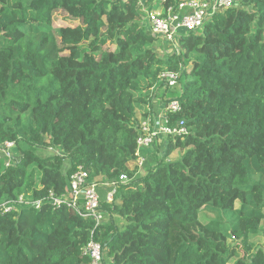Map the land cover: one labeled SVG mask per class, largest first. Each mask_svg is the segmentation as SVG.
I'll list each match as a JSON object with an SVG mask.
<instances>
[{
	"label": "trees",
	"instance_id": "trees-1",
	"mask_svg": "<svg viewBox=\"0 0 264 264\" xmlns=\"http://www.w3.org/2000/svg\"><path fill=\"white\" fill-rule=\"evenodd\" d=\"M138 3L0 0V148L17 146L10 164L0 151V264H90L91 240L105 264H264V0H240L167 56ZM58 11L74 25L55 27ZM166 72L180 73L169 118L187 134L135 177L138 119ZM79 167L118 183L113 203L100 192L99 226L49 199Z\"/></svg>",
	"mask_w": 264,
	"mask_h": 264
},
{
	"label": "built area",
	"instance_id": "built-area-1",
	"mask_svg": "<svg viewBox=\"0 0 264 264\" xmlns=\"http://www.w3.org/2000/svg\"><path fill=\"white\" fill-rule=\"evenodd\" d=\"M239 3L240 0H184L168 9L160 6L152 10L143 0H139L138 6L141 14V26L157 37L159 42H165L164 45L170 48L172 53L179 54L177 42L180 43L182 36L191 33L200 34L204 30L206 22L213 16L237 7ZM179 79L180 73H162L159 83L152 89V101L147 108V115H141L138 119L137 152L135 160L132 162L136 169L135 177L145 174L147 152L155 150L159 144L162 146L169 137L187 134L183 123L171 126L169 118L171 114L179 113L182 109L180 101L171 96V92L179 86ZM16 147L15 143L8 142L0 148V151L8 158L9 164L13 160ZM133 178L123 174L120 176V183L127 184ZM101 185L91 182L89 174L79 167L70 177L68 190L60 196L51 192L49 199L54 206L66 205L76 214L90 217L96 226H99L106 221V211L103 209L99 192ZM107 186L111 189L106 194V201L113 203L118 183ZM22 202H24L23 198L20 199V203ZM39 206L37 204L36 208L38 209ZM10 209L11 207L8 208V210ZM83 256L89 259L90 264H105L102 246L93 240L84 246Z\"/></svg>",
	"mask_w": 264,
	"mask_h": 264
},
{
	"label": "rangeland",
	"instance_id": "rangeland-1",
	"mask_svg": "<svg viewBox=\"0 0 264 264\" xmlns=\"http://www.w3.org/2000/svg\"><path fill=\"white\" fill-rule=\"evenodd\" d=\"M67 24H72V25H74L72 22H69V20H68V18H67V16L63 13V12H61V11H58V12H56L55 14H54V25H55V27H59V26H63V25H67ZM164 42V41H163ZM165 43V42H164ZM164 43H161V42H157L155 45H154V48L156 49V50H158L159 51V54L161 55V56H167V55H169V54H171L172 53V50L170 49V48H168L166 45H164ZM177 44H178V50H180L181 49V46H180V43H179V41L177 42ZM173 48V47H172ZM165 143V142H164ZM163 143V145L161 146V144H159V145H157L155 148V150H153V152H156L157 151V148L159 149V150H161L164 146H165V144ZM182 154H183V152L182 151H178L176 154H174L172 157H170V159L172 158L173 160H176V159H179L181 156H182ZM130 168H131V170H133L134 169V166H133V164L131 163L130 164ZM213 217V215H211V214H209V213H206V212H204V213H202L201 214V220L202 221H206V220H208V219H210V218H212ZM263 241H260L259 240V244H261ZM232 264V263H231Z\"/></svg>",
	"mask_w": 264,
	"mask_h": 264
},
{
	"label": "crops",
	"instance_id": "crops-1",
	"mask_svg": "<svg viewBox=\"0 0 264 264\" xmlns=\"http://www.w3.org/2000/svg\"><path fill=\"white\" fill-rule=\"evenodd\" d=\"M151 152H153V150L151 151ZM178 151H176L175 153H173L170 157H172L174 154H176ZM173 158V157H172ZM171 158V160H173ZM109 186H107V185H101L100 187H99V192H101L102 194H103V192H108V190H110L109 188H108ZM101 193H100V195H101Z\"/></svg>",
	"mask_w": 264,
	"mask_h": 264
}]
</instances>
